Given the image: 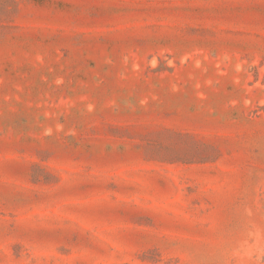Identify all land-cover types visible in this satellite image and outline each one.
Wrapping results in <instances>:
<instances>
[{
    "label": "rangeland",
    "instance_id": "rangeland-1",
    "mask_svg": "<svg viewBox=\"0 0 264 264\" xmlns=\"http://www.w3.org/2000/svg\"><path fill=\"white\" fill-rule=\"evenodd\" d=\"M0 264H264V0H0Z\"/></svg>",
    "mask_w": 264,
    "mask_h": 264
}]
</instances>
